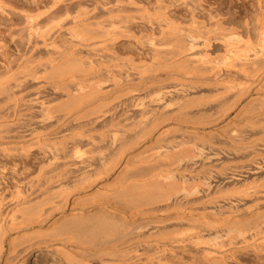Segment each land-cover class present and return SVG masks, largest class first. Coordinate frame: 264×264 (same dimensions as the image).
I'll list each match as a JSON object with an SVG mask.
<instances>
[{
	"label": "bare ground",
	"instance_id": "6f19581e",
	"mask_svg": "<svg viewBox=\"0 0 264 264\" xmlns=\"http://www.w3.org/2000/svg\"><path fill=\"white\" fill-rule=\"evenodd\" d=\"M233 1L235 0H220L214 4L215 1L212 0H0V21H3L2 25L4 24L7 35L12 40L14 49L18 51L15 55L12 51L5 50L6 44L3 46L5 40L0 39V153L20 151L22 154L24 151L26 157L23 159L28 161L29 148L32 150V147H36L43 152L53 151L52 149L61 152L68 148L66 140L73 141L74 144L70 142L72 145L76 143L75 147L71 146L73 150L70 149L75 152L74 148L77 150L78 146L82 145L77 143H81L83 136L88 135V131L84 134L83 128L91 127V130L98 121L99 126L95 125V129L98 130L96 133L99 134H97L99 136L97 142L98 144L101 140L103 142H100L99 148L111 151L110 154L108 153L109 160L105 162V166L109 165V167L105 170L111 169V163L121 162V157L123 158L121 164L124 162L121 166L119 164L118 171L116 170L117 172L115 171L112 176V181L121 177L117 186L108 190L97 187L69 200L67 196L62 197V201H56L58 203H54L53 198H58L62 191L56 188L61 192L53 191L47 194L46 189L47 195L34 199L33 202H31L33 198H30V203L26 204L31 195L39 191L44 192V183H50L49 178L44 181V188L40 182H38L40 185L33 184L34 180L32 182L30 178L32 183H28V180L24 190L17 188L9 195L4 194L6 190L0 194V237L7 229L17 227L20 223L47 224L44 230L38 233L31 232L33 235L22 233L23 235L20 234L22 236L18 235L17 238L8 237L6 239L8 246L4 250L1 238L0 264H24V256L33 248H38L37 251L43 250L42 248L51 250L58 254L60 257L58 258L63 263L68 264H93L91 260L99 264H137L140 259H143L145 264H158L166 259L164 254L167 245L178 243L180 247H185L187 241H191L194 246L201 244L209 248L226 246L232 254L233 252L246 254L251 251V256L258 249H264L263 211L254 208L253 212H250L251 220L262 218V221H255L256 223L254 225L252 223L249 229L242 227L231 230L240 220L227 218L228 214L224 212L221 215L223 207L226 208L224 211L228 210L230 213L228 206L245 203V198L257 196L258 193L264 194L263 178H261L263 183L259 187L249 189L247 186L245 189L240 187L239 190L242 188L244 191L231 197V191L225 194L222 190L220 191L225 196L223 194L218 196L219 192L214 188L216 186L213 187L209 179L203 187H196L200 189H195V186L194 190L191 189L190 182L186 183L185 176L188 174L184 173L186 170L188 173L191 167L192 171L195 169L194 172L199 171L202 174L200 177H206L205 180L210 178L213 173L211 171L216 168L212 169L213 161L223 152L219 153L218 146H216L218 152H215L213 147L220 138L236 142L240 139L239 131L242 126L251 128L252 132L249 131L256 135L254 137L251 134L253 138L249 137L251 138L249 144L239 145L242 151L250 149L251 152V148L253 149L259 141H264V0H240L238 12L243 11L244 15L234 13L236 10L229 11V14L225 15L222 7L227 6L230 9V5L234 4ZM249 9L254 11L249 14ZM236 16L239 17L238 20ZM80 51L86 52L83 57L80 56ZM104 84L107 85L105 89L101 86ZM103 89L104 92L107 89L109 92L111 90V95H107L109 98L100 101L97 99L98 102L89 104L90 99L96 97L99 92V94L103 93ZM196 93L200 95L196 96ZM207 94L210 95V101L206 99L204 101V96ZM58 96H62V99L54 103L58 100ZM200 97L204 102H197H200ZM107 104L108 106L103 110L102 106ZM100 108L103 112L95 115L94 113L99 112ZM58 112L62 114H57ZM239 118L243 120L241 124L238 123L240 126L236 122ZM173 123L174 126L175 124L180 126L178 127L180 135L189 137V140L183 137L185 144L191 142L192 146L186 144L187 146L194 148L196 141L204 138L207 149L212 148V155L200 154L204 143L202 148L198 146L201 152H197V147V150L194 149L199 154L197 156L201 157V160L197 161L193 156V149L187 151L190 147L186 150L181 137L179 142L184 146L183 148L180 146L179 150L171 152L168 151L171 149L169 147L170 149L164 148L168 152L161 150L163 152L161 153L157 148L154 153L147 152V144L151 143L153 147L155 145L152 143L155 140L165 139L168 144L166 133L167 135L168 132L173 133L172 129L174 131L177 128H173ZM175 137L178 138V135ZM215 137L219 138L218 141L213 140ZM9 139L21 143L15 145L12 142V145L11 143L4 145L3 143ZM169 139L176 140V138ZM179 142L177 145H180ZM169 143L173 146L171 142ZM230 143L227 144L229 147ZM174 145V148H178L176 144ZM235 146L234 152L238 148ZM259 146L261 147L258 144L257 148ZM205 151L208 153L207 150ZM133 158L136 160L132 165L133 160L130 159ZM164 159L166 162L163 161ZM56 160L58 161L57 157ZM71 160L73 161V158ZM80 160L76 162H82ZM179 160L184 163L181 166L176 163L171 171L168 163L173 164ZM128 161H131L129 162L131 165L127 163ZM160 163L168 167L162 165L163 168H160ZM94 165H97L96 162ZM42 166L40 167L43 168ZM95 166L91 165V167ZM256 166L254 167L256 169L251 168L256 171L264 169V164L261 166L256 164ZM227 167L230 168V165ZM128 170L129 174L124 177V173ZM218 170L221 172L222 169ZM218 170H214L215 175ZM230 172L232 174L233 171ZM225 173L229 174V172ZM236 173L239 176L238 172ZM25 174L27 176L26 172ZM83 174L86 175L84 172ZM231 174L224 178L233 179L234 175ZM213 179H216L215 176ZM257 180L258 178L254 182ZM87 181H79L76 186L77 191L89 189L90 183ZM21 185L22 183L17 187ZM65 189L67 190L64 188L63 191ZM192 193H197L199 196L195 194L197 198H194ZM95 197L105 199L115 207H121L126 214H130L131 218L121 219L107 207L92 206L82 211L52 216L49 219L51 212L63 211L67 204L88 200L91 202ZM258 200L255 202L261 201ZM7 201L11 203H8L10 206L5 205ZM45 204L48 206L46 209ZM250 204V202L247 205L242 203V208L245 209ZM16 210L21 211L19 220L15 218ZM250 218L244 219L245 224L250 223ZM219 219L222 221H217ZM131 224L134 229L130 227ZM221 230L226 232L224 238L220 239L219 237L222 236H219L218 232ZM41 235L46 236L41 243L33 240ZM21 242L24 245H20ZM70 244H74V247H70ZM206 252L203 251L204 254ZM216 255L212 253L210 257L207 255L206 257L208 261L210 259L213 261ZM218 257V261L220 258H227L222 254ZM236 257L237 255L234 258L238 259L241 256Z\"/></svg>",
	"mask_w": 264,
	"mask_h": 264
},
{
	"label": "rangeland",
	"instance_id": "374dc122",
	"mask_svg": "<svg viewBox=\"0 0 264 264\" xmlns=\"http://www.w3.org/2000/svg\"><path fill=\"white\" fill-rule=\"evenodd\" d=\"M212 1H215L214 2V4H216V2H219L220 0H212ZM239 2H240V0H235V1H233V5H230V9L229 8H227V6H223L222 7V10L225 12V15H228L229 14V11L230 12H234L235 10V12L234 13H236V14H238L239 15V13L241 14V15H244V12L243 11H240V12H238V5H239ZM236 4V5H235ZM237 7V8H236ZM226 8V9H225ZM228 9V10H227ZM227 11V12H226ZM251 11H254V10H251V9H249V14H250V12ZM253 13V12H252ZM249 14H248V16H249ZM240 15V16H241ZM245 16H247V15H245ZM244 16V17H245ZM239 18V17H238ZM238 18H237V16H236V19L238 20ZM2 22L3 21H0V39H2V41L3 40H5V42L3 43L2 41V43H3V46H4V44H6V46H4V49L5 50H10L9 52H11L12 51V53L13 54H18L17 52V50H15L14 49V44H13V42H12V40L10 39V37H9V35H7V31H5L6 29L4 28V24L2 25ZM1 26H3V27H1ZM6 32V33H5ZM5 33V34H4ZM16 37H18V36H16ZM8 40V41H7ZM11 40V41H10ZM12 42V43H11ZM8 44V45H7ZM8 46V47H7ZM10 46V47H9ZM6 48H8V49H6ZM79 50H81V49H79ZM78 50V51H79ZM79 53H81V57H83L82 55H85L84 53H86L85 51H80ZM78 53V54H79ZM15 54V55H16ZM0 61H1V58H0ZM105 85V84H104ZM101 85V86H103L102 88H106L107 87V85ZM103 89V93H101V94H97V96L96 97H94L92 100L90 99V101H89V104H94V103H96V102H98V101H100V100H105L106 99V97L107 98H109L107 95H111V90H110V92L108 91L109 89H107L106 90V92H104L105 90ZM60 93V92H59ZM109 93V94H108ZM200 93V92H199ZM103 94V95H102ZM197 94V93H196ZM195 94V95H196ZM200 95V94H199ZM198 94L196 95V96H199ZM207 95H209V94H207ZM207 95H203L202 97L204 98V101H205V99L207 100V101H210L209 99V97H210V95L209 96H207ZM62 96H64V95H62ZM62 96L61 97H57L58 98V100H56V99H54V103H57V102H59L61 99H62ZM202 97H200L199 98V100H200V102L199 101H197L198 103H202V102H204L203 100L201 101V99H202ZM61 98V99H60ZM64 98V97H63ZM208 98V99H207ZM60 99V100H59ZM95 99V100H94ZM97 99H98V101H97ZM107 100V99H106ZM196 100H198V99H196ZM196 100H195V103H197L196 102ZM52 102V103H53ZM108 106V104L105 106L104 105V107L102 106V109L103 110H105V108ZM101 112H103L102 110H101V108H100V110H99V112L97 111L96 113H94L95 115H97V114H100ZM61 114H62V112H60ZM59 112L57 113V114H60ZM56 114V113H55ZM93 114V115H94ZM92 115V116H93ZM240 119V118H239ZM237 120L236 122H237V125H239L240 126V124H241V122L243 121V120ZM98 122V121H97ZM96 122V123H97ZM94 124V127H93V129H91L90 130V128L91 127H88V128H83L84 129V134H86L87 133V131H88V135H85V136H83L84 138H82V142L81 143H77V145H79V144H82V145H79V146H81V147H79L78 146V149L77 150H79V149H82L81 151H77L76 150V148H74V150H75V152L74 151H71L70 149L74 146L75 147V145H76V143H75V145H72L71 143H73V141L71 142V140L69 141V142H67V140H66V145H67V143H68V148H67V150L65 149L64 151L62 150L61 152L59 151V150H55L54 151V149H52L53 151H51V150H45L44 152L43 151H41V150H37V148L35 149L34 147H32L33 149L31 150L30 148H29V150L27 151V152H29V156H28V161H26L25 159H23V158H25L26 156H24L25 154V152L24 151H22L23 153L21 154L20 153V151H17L19 154H15V153H17V152H15V153H12V152H8V151H10V149L7 151L9 154H7V156H6V154H1L0 153V194H2V193H4L5 192V190H6V192L4 193L5 195H9L10 194V192H14L15 191V189H17V188H20V189H22V190H24V188H25V186L27 185V182H28V180H29V182L28 183H32L33 182V180H34V183L33 184H35V183H37L38 184V182H40V184H42L41 186H42V188H44V194L43 193H41V191H39L38 193H35L34 195H31L28 199H27V202H26V204L27 203H30V201H31V199L30 198H33L32 199V201L31 202H33V200L35 199H38V198H42V196H45V195H47V194H49V193H52L53 191H55L54 193H56L58 190H61L62 192H64V193H62L61 191H58V192H61V195H58V198L57 197H55V198H53L54 200V203H58V202H56V201H62L63 200V198H65L66 196V198L69 200V199H71V198H73L74 196H76V195H81V194H83L84 193V191L85 192H88V191H90V190H92V189H94V188H101V189H103V190H108L109 188H111V187H115V186H117L118 185V182H119V179L121 178V177H118V179L116 180V181H112V176H113V174H114V172L117 170L118 171V167H119V164H120V166L124 163H122L121 164V162H122V160H123V158L121 157V159H120V161L121 162H119V163H117V164H114V163H111L110 164V167H111V169H108L109 170V172H108V170L106 171L105 170V168L106 167H109V165H106L105 166V162L107 161V160H109V155H108V153L109 152H111L110 150H106V149H103V150H106V151H103V150H101L100 148H99V144H100V142L102 141H100L99 142V144H98V142L97 141H99V136H97V134H98V132L96 133V131H98V130H96L95 128L96 127H98L99 126V122L97 123V124ZM238 123H240V124H238ZM95 125H96V127H95ZM98 125V126H97ZM173 126H174V123L172 124ZM175 127H177V128H175ZM178 127H180L179 125H176L175 124V126L173 127V128H175L174 129V131H173V129H172V132L173 133H171V132H168V135H167V133H166V137H167V141L169 140V142H171V144H173V146H171V145H169L170 143L168 142V144H166L167 142L165 141V139H162V141H160V139H159V141L158 140H155V141H153V145H155V146H153L152 147V145H151V143H148L147 145V147H148V149H147V147H146V151L147 152H153L154 153V151H156V148L159 150V151H163V152H168V151H171V152H174V151H176V149L177 150H179V147L181 146V148H183L182 146H184V145H190V146H192L191 145V142H188V141H186V140H189L188 138L189 137H187V136H182V135H180L179 133H180V130H179V128ZM244 128V129H243ZM89 129V130H88ZM247 129H248V127H246V126H242V131L240 130L239 132H240V139H234V140H236V142L235 141H229L228 139H226V140H224V139H219L218 137L216 138H213V140L215 139V140H217L218 141V139H219V141L216 143L217 145H215V147H213V151H215V152H218L219 151V153H221L222 151V153L221 154H218L217 156H215V157H217L218 158V160L220 161V163H219V161L217 160V158H215L214 159V161H213V163H214V165L212 166V169H213V167L215 168V169H213V171H211V172H213V173H211L212 175H211V177L210 178H207V180H205L204 178H206V177H200V176H202V174L201 175H199V173L197 172V171H195L194 172V168H197L196 166H194V168L192 167V169H194L193 171L191 170V167H190V170H189V168H188V170H189V172L188 173H186L187 172V170L184 172L185 174H188V175H186L185 176V174H184V176L187 178H185L187 181H186V183L187 182H190V184H189V186L190 185H192V186H190V187H192L191 189H193V187L195 186V189H200V188H196L197 186L198 187H200V186H204L206 183H207V181H208V179H209V183L214 187V186H216V187H214L216 190H217V192H219V193H217V194H219L218 196H222V194L225 196V194L226 193H230V191L232 192V193H230L231 195V197H233V196H235V195H239V193L241 192V191H244V190H242V188H246L245 186H247V188L249 189V188H254L255 186L256 187H259L263 182L261 181V180H263L264 179V169H260L259 171H256V170H253L252 168H254L255 166H256V164L257 165H259L260 164V166L261 165H263L264 163V148L262 147V146H264L263 145V143H264V141H259V143H257V145L259 144V145H261V147L259 146V148H257V145H255L254 147H253V149L251 148V152H250V149H248L247 151H242L243 149H241V147L239 146V145H241L242 144V146L243 145H245V144H249L250 142H251V138H253L252 137V135L255 137L256 135H254V134H252L251 132V128H249L248 129V131H247ZM179 130V131H178ZM245 132H244V131ZM95 131V132H94ZM176 131V132H175ZM178 131V132H177ZM245 134H244V133ZM172 135H171V134ZM175 133V134H174ZM233 133L235 134L236 133V130L234 129L233 130ZM174 134V135H173ZM178 135V138L177 137H175V136H177ZM248 134V135H247ZM252 134V135H251ZM99 135V134H98ZM180 135V136H179ZM244 135V136H243ZM246 135V136H245ZM250 135V136H249ZM172 136V137H171ZM174 136V137H173ZM242 136V137H241ZM248 136V137H247ZM86 137H90V139H86ZM165 137V138H166ZM179 137H181L182 138V142L184 143V145H181V142H179V141H181V139L179 138ZM183 137H184V139H186L185 141L186 142H188V143H186L185 144V142L183 141L184 139H183ZM249 137H251V138H249ZM164 138V137H163ZM169 138H172V139H174V138H176V140H172V141H175L176 143H174V142H172V141H170L171 139H169ZM248 138V139H247ZM177 139H178V141H177ZM245 139H247V140H245ZM164 140V141H163ZM8 141V142H7ZM7 141H5L3 144L5 145L6 143L8 144V145H10L9 143H11V145H12V142H14L13 144H20L21 142L20 141H18V140H11V139H9V140H7ZM88 141V142H87ZM93 141V142H92ZM196 141V140H195ZM71 142V143H70ZM154 142L156 143V144H154ZM157 142H159V143H157ZM162 142H164V143H162ZM180 143V145H177V143ZM201 142H203V143H201ZM221 142V143H220ZM224 142V143H223ZM225 142H227V144H229L230 142V144H231V146H235V144H236V146H235V148L238 146V148L237 149H235V150H237V151H235L234 152V146L233 147H229ZM229 142V143H228ZM241 142V143H240ZM261 142H263V143H261ZM91 143V144H90ZM101 143H103V142H101ZM161 143V144H160ZM182 143V144H183ZM205 143V139L203 138V139H200L199 141L197 140L196 141V143H195V145H196V147L198 148V146H200L199 148H202V146H203V144ZM223 143V144H222ZM244 143V144H243ZM6 144V145H7ZM18 144V145H19ZM69 144H71V145H69ZM74 144V143H73ZM86 144V145H85ZM88 144V145H87ZM165 144V145H164ZM174 144H176V146H178V148L177 147H175L174 148ZM201 144V145H200ZM206 144L207 143H205L204 144V146H203V149H200V150H202V152L201 151H199V148H198V150H197V148L196 147H190V146H185V148H186V150L189 148L190 150H187V151H191L192 149V151H193V153H194V157H195V159L198 161V159L199 160H201V157H198L197 155H199V154H197V152L199 151V152H201L200 154L202 155V156H205V154L206 155H212V148L211 149H207V147H206ZM233 144V145H232ZM84 145V146H83ZM103 145V144H102ZM101 145V146H102ZM150 145H151V147H150ZM157 145V146H156ZM160 145V146H159ZM222 145V146H221ZM14 146V145H13ZM70 146V147H69ZM72 146V147H71ZM94 146V147H93ZM162 146V147H161ZM216 146H218V147H220V148H218V147H216ZM226 146H228V147H226ZM85 147V148H84ZM155 147V148H154ZM163 148V149H160V148ZM169 147H171V149L169 148ZM173 147V148H172ZM91 148V149H90ZM93 148V149H92ZM102 148V147H101ZM149 148H151V149H149ZM164 148H166V149H170V150H165ZM217 148H218V151H217ZM223 148H225V149H223ZM229 148H231V149H229ZM248 148H250V147H248ZM255 148V149H254ZM256 148H257V151H255L256 150ZM263 148V149H262ZM87 150V151H85V150ZM95 149H97V150H95ZM175 149V150H174ZM197 150V152L195 151V150ZM207 150V152L208 153H206V151L205 150ZM233 149V150H232ZM245 149V148H244ZM259 149V150H258ZM12 150V149H11ZM72 150H73V148H72ZM91 150V151H90ZM149 150V151H148ZM157 150V151H158ZM173 150V151H172ZM205 152H204V151ZM225 150V151H224ZM227 150H229V151H227ZM232 150V151H231ZM15 151V150H14ZM13 151V152H14ZM49 153H48V152ZM60 153H59V152ZM66 151V152H65ZM70 151V152H69ZM83 151V152H82ZM103 151V152H102ZM161 151V153H163ZM186 151V152H187ZM210 151H211V154H210ZM227 151V152H226ZM232 153H231V152ZM56 152V153H55ZM62 152H65V154L64 153H62ZM68 152H69V154H68ZM89 152V153H88ZM198 152V153H199ZM225 152L227 153V154H225ZM228 152H230L231 153V155L234 153V155H229L230 153H228ZM238 152V153H237ZM240 152V153H239ZM248 152V153H247ZM13 154V157H12V154ZM44 153V154H43ZM47 153H48V155H47ZM72 153V154H71ZM75 153V154H74ZM81 153V154H80ZM93 153V154H92ZM104 153V154H103ZM108 155V156H106V154ZM129 153V152H128ZM158 153V152H157ZM191 155L193 154V153H191V152H189ZM189 153H187V154H189ZM195 153H196V155H195ZM203 153H205L204 155H203ZM244 153V154H243ZM250 153V155H248ZM263 153V154H262ZM35 154V155H34ZM38 154V155H37ZM40 154V155H39ZM47 156H46V155ZM55 156H54V155ZM63 154V155H62ZM73 154H74V156H73ZM92 154V155H91ZM97 154V155H96ZM110 154V153H109ZM237 154V155H236ZM258 154V155H257ZM6 157H5V156ZM15 155V156H14ZM16 155H18V157L16 156ZM20 155V156H19ZM50 155H51V158H50ZM65 155H66V158H67V156H68V158L66 159L65 158ZM98 155H100V156H98ZM221 155V156H220ZM240 155V156H239ZM248 157H247V156ZM254 155V156H253ZM257 155V156H256ZM9 156V157H8ZM37 156V157H36ZM42 156V157H41ZM53 156H54V158H53ZM59 156V157H58ZM72 156V157H71ZM79 156H80V158H79ZM83 156V157H82ZM93 156V157H92ZM196 156H197V158H196ZM229 156H231V157H229ZM253 156V157H252ZM256 156V157H255ZM263 156V157H262ZM36 157V158H35ZM42 159H41V158ZM56 157H57V159H58V161L56 160ZM61 157V158H60ZM90 159H89V158ZM93 159H92V158ZM107 157V158H106ZM220 157V158H219ZM237 157H238V159H237ZM240 157V158H239ZM242 157V158H241ZM244 157V158H243ZM258 157V158H257ZM262 157V158H261ZM3 158V159H2ZM13 158V159H12ZM31 158V159H30ZM45 158V159H44ZM73 158V161H74V163H73V161L71 160ZM95 158V159H94ZM101 158V159H100ZM233 158V159H232ZM236 158V159H235ZM250 158L252 159V160H250ZM20 159V160H19ZM35 159H37V161L35 160ZM42 161H41V160ZM47 159H49V161L47 160ZM51 159H54V160H51ZM60 159V160H59ZM63 159V160H62ZM69 159V160H68ZM81 159V160H80ZM84 159V160H83ZM87 159V160H86ZM89 159V160H88ZM103 159V160H102ZM230 159H231V161H230ZM256 161H255V160ZM259 159H261L260 161H259ZM22 160V161H21ZM25 160V161H24ZM32 160V161H31ZM44 160V161H43ZM65 160V162H63ZM79 160L80 161H82V162H80V163H77V162H79ZM131 161H132V163H131V161H128L127 163L128 164H132L133 165V162H135V158H133V159H130ZM222 160V161H221ZM228 160V161H227ZM24 161V162H23ZM30 161H31V164H30ZM48 161V162H47ZM50 161H52V162H50ZM54 161V162H53ZM61 161V162H60ZM70 163H69V162ZM71 161H72V163H71ZM77 161V162H76ZM90 162V165H88L89 164V162ZM96 162V166L98 167H96L94 164H95V162ZM163 161H165L166 162V159H164ZM163 161H161V163H163ZM254 162V163H256V164H254V163H251V162ZM39 162V163H38ZM43 162V163H42ZM85 162H86V164H85ZM88 162V163H87ZM130 162V163H129ZM216 162V163H215ZM250 162V163H249ZM258 162V163H257ZM27 163V164H26ZM34 163V164H33ZM40 163H42V165L44 166H42V165H40ZM47 165H46V164ZM65 163V164H64ZM76 163V164H75ZM160 163V168H163V167H166L167 165H165V164H161ZM176 163H177V165L178 166H181V164H183L184 163V161L182 162V160H179V161H177V162H175V163H173V164H175V165H173L172 163H168V166H169V164H170V166L172 165V167H168V168H170V170L172 171V169L171 168H173V166H176ZM219 163V164H218ZM242 164V165H240V164ZM250 165H249V164ZM62 164V165H61ZM65 166H64V165ZM69 164V165H68ZM83 164H84V166H83ZM130 164V165H131ZM215 164H217V165H219V166H217V165H215ZM234 166H233V165ZM251 164H253L252 166H251ZM27 165V166H26ZM38 165H40V166H42L43 168H41L40 166H38ZM68 165V166H67ZM73 165H76V166H79V167H76V166H74L73 167ZM91 165L92 166H95V167H91ZM115 165L116 166V168H115V166L113 167V166ZM135 165V164H134ZM162 165H163V167H162ZM230 165V168L229 167H227V166H229ZM245 165V166H244ZM46 166V167H45ZM63 166V167H62ZM70 166V167H69ZM83 166V167H82ZM88 166V167H87ZM236 166H238L237 167V169H236ZM239 166H240V168H239ZM241 166H243L242 167V169H241ZM247 166V167H246ZM25 167H27V168H25ZM32 167V168H31ZM130 167V166H129ZM166 167V168H167ZM233 167V168H232ZM247 169H246V168ZM252 167V168H251ZM257 167V166H256ZM3 168V169H2ZM5 168V169H4ZM41 168V169H40ZM46 168V169H45ZM61 168H62V170H61ZM67 168L69 169V170H67ZM74 168V169H73ZM78 168H79V170H78ZM86 168V169H85ZM90 168V169H89ZM114 168H115V170H114ZM131 168H133V166H131ZM222 169L221 170V172L218 170V169ZM224 168V169H223ZM228 168V169H227ZM234 168H235V170H234ZM251 169V170H249V169ZM25 171H24V170ZM28 169V170H27ZM33 169V170H32ZM39 169V170H38ZM45 169V170H44ZM65 169V170H64ZM73 169V170H72ZM85 169V171H83ZM98 169H99V171H98ZM113 169V170H112ZM254 169H256V168H254ZM23 170V171H22ZM43 170V171H42ZM70 170H72V171H70ZM77 171V173H76V171ZM81 170V171H80ZM87 170V171H86ZM90 170H91V172H90ZM101 170V171H100ZM197 170V169H196ZM214 170H218L219 172H220V174H218L219 172L217 171V173H216V175H215V173L214 172H216V171H214ZM225 170V171H224ZM228 170V171H227ZM242 170V171H241ZM248 170V171H247ZM9 171V172H8ZM28 171V172H27ZM46 173H45V172ZM58 173H57V172ZM60 171V172H59ZM70 171V172H69ZM94 171V172H93ZM103 171V172H102ZM107 173H105V172ZM110 171H112V172H110ZM116 171V172H117ZM223 171V172H222ZM230 171H233L232 172V174H231V172ZM253 171V172H252ZM3 172V173H2ZM8 172V173H7ZM12 172V173H11ZM25 172L27 173V176H26V174H25ZM29 172H31V173H29ZM41 172H42V174H41ZM52 172V173H51ZM75 172V173H74ZM80 172V173H79ZM83 172L87 175H85L84 176V174H83ZM90 172V173H89ZM98 172V173H97ZM102 174H101V173ZM129 170L128 171H126L125 173H124V177L127 175V173L129 174ZM198 174H197V173ZM225 172H229V174H231V175H234V177H236V178H234L233 177V179H232V177H231V179L229 178V177H227L228 179H226V178H224V177H226L227 175H229L228 173H225ZM235 172V173H234ZM236 172H238V174H239V176L237 175V173ZM240 172V173H239ZM246 172H248L247 174H246ZM19 173H20V175H19ZM37 173H38V175H37ZM47 173H49L48 175H46ZM53 173H55V174H53ZM61 175H60V174ZM67 173H69V175L67 174ZM82 173V174H81ZM94 173H95V177H94ZM97 173V174H96ZM190 173V174H189ZM195 173H196V175H195ZM221 173H223V174H221ZM234 173V174H233ZM246 175H245V174ZM251 173V174H250ZM261 173V174H260ZM6 174V175H5ZM11 176H10V175ZM22 174V175H21ZM32 174V175H31ZM52 174V175H51ZM65 174V176H63V175ZM74 174V175H73ZM77 174V175H76ZM101 174V175H100ZM105 174V175H104ZM192 174V175H191ZM214 174V175H213ZM226 174V175H225ZM249 174V175H248ZM9 175V176H8ZM24 175V176H23ZM43 175V176H42ZM53 175H54V177H53ZM59 175V176H58ZM68 175V176H67ZM73 177H72V176ZM79 175H82V176H79ZM175 175V174H174ZM217 175H218V177H217ZM223 175H225V176H223ZM262 175H263V177H262ZM22 176V177H21ZM30 176V177H29ZM34 176V177H33ZM42 176V177H41ZM45 176H47V177H45ZM50 176V177H49ZM56 176V177H55ZM58 176V177H57ZM91 176V178L89 179V177ZM94 178H93V177ZM99 176H100V179H99ZM102 176V177H101ZM106 176V177H105ZM122 176V177H123ZM177 176V175H176ZM176 176H174V178H176ZM179 176V175H178ZM189 176V177H188ZM214 176H215V178L216 179H213L214 178ZM220 176H222V177H220ZM237 176H238V178H237ZM256 176V177H255ZM3 177V178H2ZM29 177V178H28ZM36 177V178H35ZM45 177V178H44ZM53 179H52V178ZM63 177V178H62ZM78 177L79 178H81V179H83L82 181H81V179L79 180L78 179ZM82 177H85V178H82ZM87 177V178H86ZM123 177V178H124ZM196 177H197V179H196ZM220 177V178H219ZM255 177V178H254ZM13 178V179H12ZM27 178V179H26ZM30 178H31V180H32V182H31V180H30ZM34 178V179H33ZM41 178V179H40ZM43 178V179H42ZM48 178H49V180H48ZM60 178H61V180H60ZM65 178V179H64ZM194 178H195V180H194ZM218 178V179H217ZM247 178V179H246ZM258 178V180H257V182H254V181H256V179ZM261 178H263V179H261ZM39 179H40V181H39ZM53 181V182H55V183H53L51 180ZM76 179V180H75ZM95 179H96V181H95ZM193 179V180H192ZM211 179V180H210ZM230 179V180H229ZM235 179V180H234ZM254 179V180H253ZM4 180H6V181H4ZM9 180V181H8ZM37 180V181H36ZM41 180H42V183H41ZM50 181V183L48 182V183H44V181ZM55 180V181H54ZM66 180V181H65ZM73 180H75V181H73ZM86 180H88L87 182L88 183H90V188L89 189H83V190H78L77 191V188H76V186L80 183V182H83V181H85L86 182ZM92 180V181H91ZM189 180V181H188ZM191 180V181H190ZM212 180H215V181H212ZM221 180V181H220ZM242 180V181H241ZM249 180V181H248ZM18 181H21V182H18ZM60 181V182H59ZM80 181V182H79ZM90 181V182H89ZM202 181V182H201ZM237 182V183H235V182ZM245 181V182H244ZM251 181V182H250ZM253 181V182H252ZM66 182V183H65ZM77 182V183H76ZM93 182V183H92ZM234 182V183H233ZM249 182L250 183H252L251 185L249 184ZM260 182V183H259ZM12 183V184H11ZM15 183V184H14ZM22 183V185L21 186H23V187H21V186H18L17 187V185H20V184ZM43 183L46 185H48V186H45L44 185V187H43ZM92 183V184H91ZM192 183H194V184H192ZM215 183H217V184H215ZM239 183V184H238ZM242 183H244L243 185H241ZM257 183V184H256ZM8 184L10 185V186H8ZM17 184V185H16ZM24 184V185H23ZM40 184H38V185H40ZM51 186H50V185ZM68 184V185H67ZM75 184V185H74ZM235 184V185H234ZM254 184V186H252ZM8 187H6V186ZM13 185V186H12ZM58 185V186H57ZM65 185V186H64ZM233 185V186H232ZM238 185V186H237ZM249 185L251 186V187H249ZM258 185V186H257ZM54 186V187H53ZM55 186H57V187H55ZM60 186V187H59ZM61 186H63V187H61ZM67 186V187H66ZM69 186H70V188H69ZM75 188H74V187ZM95 186V187H94ZM229 186H230V188H229ZM232 186V187H231ZM3 187V188H2ZM5 187H6V189H5ZM16 187V188H15ZM49 187V188H48ZM54 188V189H52L51 190V188ZM71 187H72V189H71ZM213 187H212V189H213ZM221 187V188H220ZM237 189H236V188ZM240 187H242L240 190H239V188ZM41 187H40V189H42ZM58 190H57V189ZM64 188H67V190L65 189L64 191H63V189ZM234 188V189H233ZM264 188V187H263ZM47 189V190H46ZM49 189V190H48ZM73 189H75V190H73ZM190 189V190H191ZM230 189V190H229ZM233 189V190H232ZM45 190H46V193H45ZM69 190V191H68ZM194 190V189H193ZM192 190V191H193ZM220 190H222L223 192H225V194L222 192V191H220ZM239 190V191H238ZM3 191V192H2ZM68 193H67V192ZM70 191H73V192H71L70 193ZM75 191V192H74ZM227 191V192H226ZM9 192V193H8ZM57 192V193H58ZM195 192H197L198 193V191H195ZM235 192H238V194L236 193L235 194ZM261 192H262V190H261ZM263 192H264V189H263ZM40 193H41V195H40ZM197 193H195V194H197ZM220 193H221V195H220ZM38 194V195H37ZM193 195H194V198H197L199 195V193L195 196V194L194 193H192ZM234 194V195H233ZM63 195V196H62ZM260 195H262V196H260ZM259 195V193H258V195L256 196V195H253L251 198L252 199H256V200H253L254 202L255 201H257L260 197H261V199H259V200H261V201H259V202H255V204H253L254 202L252 201V199L250 198V197H248V198H245L246 199V201H245V199H243L244 201H245V203L244 202H240V201H243V200H240V201H237V202H240L239 203V205L238 204H234V205H231V206H228V209H229V212L230 213H228V210H226V211H224L226 208H222L221 209V215L223 214V212L226 214H228L227 215V218L228 217H231V218H236V219H238V220H240L238 223L239 224H235V225H233V226H235V227H229V228H231V230H235V228H242V229H249L250 227H252V225H254L256 222H260V220L262 221V218H258V219H256V220H251L252 219V214L250 213V212H253V209L255 208H257V209H259L260 211H263V213H264V199H262V197L264 198V194H260ZM256 196V197H255ZM35 197V198H34ZM60 197V198H59ZM63 197V198H62ZM254 197V198H253ZM57 198V199H56ZM97 198V199H96ZM250 198V199H249ZM30 199V200H29ZM60 199V200H59ZM34 200V201H35ZM96 200H98V201H96ZM103 200V201H102ZM248 200V201H247ZM251 200V201H250ZM105 201V202H104ZM92 202V203H91ZM91 202H90V200H88L87 202L85 201V202H83V201H77V203L75 202V204L74 203H70V204H67L66 205V207H65V210H63V211H58L57 212V210H55V211H53V212H51L50 214H49V219H51V217L52 216H55L56 217V215L58 216L59 214H65V213H67V212H77V211H82L84 208H89V207H92V206H104L105 208L107 207V209L109 210V211H111L113 214H117L118 215V218H121V219H129V218H131V216H130V214H126V212H125V210L124 209H122L121 207H119V206H117V207H115L114 205H113V203H110V202H108L107 200H105V199H102V198H98V197H95V198H92L91 199ZM251 203L250 205H252L251 206V208H250V205H249V207H247V208H245V209H243L242 208V203L243 204H248V203ZM253 202V203H252ZM260 202H262V203H260ZM11 204L9 201H7V203L5 204V205H7V204ZM256 203H258V204H256ZM8 204V205H9ZM91 205V206H90ZM235 205H237L236 207H235ZM246 205H243V206H245L246 207ZM10 206V205H9ZM240 206V207H239ZM259 206V207H258ZM44 207H45V209L48 207L47 206V204H45L44 205ZM233 207V208H232ZM237 210H236V209ZM238 208H242L241 210L239 209V211H238ZM235 209V210H234ZM248 209V210H247ZM252 209V210H251ZM230 210H232V211H230ZM249 210H251V211H249ZM242 211V212H241ZM14 214L16 215L15 216V218H16V220H19L20 218H21V211L20 210H16V212L14 211ZM231 214V215H230ZM235 214V215H234ZM116 215V216H117ZM119 215H120V217H119ZM123 217V218H122ZM251 217V218H250ZM246 218H250V223H248V224H245V222L246 221H244V219H246ZM254 219H255V217H253ZM242 219V220H241ZM258 220V221H257ZM217 221H222L221 219H219V220H217ZM244 221V223H242ZM256 221V222H255ZM241 223V224H240ZM253 223V224H252ZM252 224V225H251ZM22 225V226H21ZM46 225L47 224H19V225H17V227L15 228V227H12V228H9V230L7 229V231H5L6 233L4 234V235H2V237H0V239L2 238V242H1V245H2V249L4 250V249H6L7 248V246L8 245H6L7 243H6V239L9 237H12V238H17V237H19L18 235H20V234H22V233H24V235L25 234H27V233H30L31 235H33L31 232H34L35 233V231H37L36 233H38V232H40V230L42 231V230H44L45 228H46ZM237 225V226H236ZM130 227L132 228V229H134L135 227L133 226V224H131L130 225ZM129 227V228H130ZM134 227V228H133ZM15 228V229H14ZM36 228V229H35ZM130 228V229H131ZM226 231H227V229H226ZM225 230L223 231V230H221V232H218V234H219V236H222V237H219L220 239L221 238H224L223 236H224V234H225V232H226ZM26 232V233H25ZM29 234V235H30ZM221 234H223V235H221ZM6 235V236H5ZM23 235V234H22ZM22 235H20V236H22ZM46 236L45 235H41V236H37V237H35L33 240L34 241H36V240H38V242L39 243H41V240H43V238H45ZM218 238V239H219ZM4 240V241H3ZM32 240V241H33ZM224 241H226L225 239H224ZM35 243H37V242H35ZM190 243V244H189ZM192 242L190 241H187V243H186V245H185V247H180V245L177 243V245H176V243H173L172 245H167L166 246V251H165V254H164V257L166 258H164L165 259V261L163 260V261H160L158 264H163V262H164V264H264V249H258L257 250V252L259 251V252H261V253H257V255H254V254H256V253H254L253 254V252H252V256L250 255L251 254V251L250 252H246V254H244V253H239V252H235V254H234V252H233V254L229 251L230 249H228L229 247H226V246H222L224 249H222V247L221 248H216V247H214V248H209V247H207V246H204V245H201V244H197L196 246H194L195 244H191ZM24 245V243L23 242H21L20 243V245ZM188 244V245H187ZM70 247H74V244H70L69 245ZM172 246V247H171ZM186 246H188V247H186ZM201 246V247H200ZM179 247V248H178ZM195 247V248H194ZM170 248V249H169ZM198 248H199V250H198ZM204 248H207V250H205ZM37 249L38 248H33V249H31V251H29L25 256H24V264H59L62 260L61 259H59L60 257L58 256V254H56V253H54V252H52L51 250H47V249H44V248H42L43 250H39V251H37ZM49 249V248H48ZM186 249V250H185ZM202 249H203V251H207L208 252V254L210 253L209 251H211V253L208 255L207 254V252L204 254L203 253V251H202ZM211 249V250H210ZM169 250H170V252H169ZM214 250V251H213ZM38 252H40V253H38ZM226 253L227 255L229 254L230 256L231 255H233L231 258H229L230 256L228 255H226V254H224V253ZM228 252V253H227ZM230 252V253H229ZM214 254V253H216L217 255H216V258L214 259V260H216V261H212L211 259V261L209 260L208 261V257H210L211 256V254ZM36 254V255H35ZM55 254V255H54ZM225 255L227 258L226 259H221L220 258V260L218 261V259H219V255ZM239 254V255H238ZM248 254V255H247ZM258 254H259V256H258ZM206 255L208 256V257H206ZM237 255V257H240L241 258V260H238V259H240V258H238V259H235L234 258V256H236ZM53 256V257H52ZM48 257V258H47ZM59 257V258H58ZM218 257V258H217ZM236 257V258H237ZM168 258V259H167ZM234 258V259H233ZM207 259V260H206ZM229 260V262H228V260ZM230 259H233V260H230ZM58 260V261H57ZM61 260V261H60ZM143 259H140V260H138L137 261V264H145V262L143 261ZM222 260V261H221ZM224 260V261H223ZM235 260H237V261H235ZM94 261L95 260H91V262L93 263V264H99L98 262L96 263V261H95V263H94ZM227 261V262H226ZM234 261V262H233ZM241 261V262H240ZM46 262V263H45ZM230 262H232V263H230ZM63 263V261L61 262V264ZM23 264V263H22ZM63 264H68V263H66V262H64Z\"/></svg>",
	"mask_w": 264,
	"mask_h": 264
}]
</instances>
